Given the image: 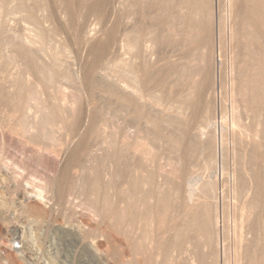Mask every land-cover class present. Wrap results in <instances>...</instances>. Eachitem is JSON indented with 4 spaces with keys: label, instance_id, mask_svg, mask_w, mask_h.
<instances>
[{
    "label": "bare ground",
    "instance_id": "1",
    "mask_svg": "<svg viewBox=\"0 0 264 264\" xmlns=\"http://www.w3.org/2000/svg\"><path fill=\"white\" fill-rule=\"evenodd\" d=\"M50 1L51 4L52 1L57 2L65 11L63 13L72 25L73 35L80 42L88 16L95 14L103 19L100 7L109 5L112 0H0V17L3 14L7 21L13 17L20 24L32 26L30 29L34 36L29 32L31 37L25 34L24 38V34L21 37L16 32L19 40L13 45L17 56H23L26 61L24 70L37 72L43 81L54 82L56 74L60 73L55 69L58 57L52 58L49 66L40 62L37 53L61 35L57 27H45L55 25L58 16L59 7L57 14L49 11ZM74 4L83 8L75 10ZM137 4L148 23L139 28L123 27L119 25L120 13L116 22L108 25L107 33L104 32L106 37L90 43L92 59L84 71V88L91 100L97 99V90L100 89L115 96L118 105L129 110H135L134 105L141 103L143 92L152 88V82L165 88L162 94L166 100V114L150 115L146 120L152 123V138L157 142L162 140L169 152L164 180L166 188L160 190L157 172L148 169L152 163V152H148L150 157L138 162L130 154L131 148L138 150L137 144L135 148L116 139L108 141L112 132L108 130V120L101 119L99 108L89 116L88 132L91 139L101 137L98 144L109 142V147L114 148L113 158L107 154L91 156L89 148L85 147V137H82L78 144H74L76 146L68 149L67 164L81 165L85 157L94 160L91 167L86 166L92 174L85 173L81 180L87 185L88 193L94 195L91 196L94 211L102 217V222H112V228L128 239H131L134 227L144 230L131 244L133 253L144 252L142 264H264V0H139ZM215 41L220 45L219 56L223 57L226 50L229 57L230 115L229 102L223 109L225 103L222 102L221 89L216 88L214 92L217 80H214L215 72H212L211 52ZM147 42L157 45V53H165L163 69L154 71L146 61L144 51L148 47ZM121 48L131 50L134 60H121ZM109 56L119 60L112 68L113 60L108 65H105L107 61L104 62ZM9 59L12 57L7 61ZM218 76L221 77L220 74ZM19 81H16L17 86L11 96L2 95L12 107L13 113L7 114L21 119L26 125L24 132H30L32 140L41 135L54 138L53 128L66 121L65 115L61 110L57 111L59 106L52 102L50 105L48 101L45 104L38 101L39 104L32 108L30 103L39 100L41 92L37 90L39 95L34 94L37 92L34 90V93L29 91L26 95ZM224 83L229 84L226 80ZM220 84L218 86L222 88L224 84ZM72 96L70 101L75 104L78 95ZM159 102L157 104H161ZM214 104L221 110L222 127L218 125V115L212 116ZM46 108L52 109L44 112ZM70 108L65 114L71 113L74 107ZM76 111L75 108L72 112ZM38 112H42V117L36 123L33 119ZM32 129L36 131L32 133ZM226 130L230 137H227ZM227 140L233 143L235 153L231 155L236 154V163H239L236 186L241 196L238 198L240 201L243 198L242 204L234 207V213L229 211L234 214L232 224L227 219L231 215L226 218V205H222L225 201L222 206L219 204L221 199L217 194L216 178L212 181V175L201 178L196 173L201 158L205 169L221 161L224 165L226 142L228 147L230 145ZM108 159L113 169L107 170L105 161ZM225 169L223 167V171ZM137 170L145 175L136 176ZM106 174L109 179L104 182ZM117 177L128 185L115 190V194L120 195L118 198L111 192ZM71 188L60 183L57 192L62 196ZM251 189L253 193L247 198ZM117 201H122L124 206H119ZM126 224L131 227L124 228Z\"/></svg>",
    "mask_w": 264,
    "mask_h": 264
},
{
    "label": "rangeland",
    "instance_id": "2",
    "mask_svg": "<svg viewBox=\"0 0 264 264\" xmlns=\"http://www.w3.org/2000/svg\"><path fill=\"white\" fill-rule=\"evenodd\" d=\"M137 1L139 0L130 3L127 0H112L109 5H102L100 10L104 18L100 19L95 14L89 15L85 21L80 42L73 35L72 25H69L67 15L63 13L65 11L59 7L57 2L52 1L51 4L50 1L49 11H53L55 14L58 13V16H56L55 25H46L45 27H57L60 29L59 33L61 35L53 41L54 43L51 42L47 48L43 51L40 50L41 52H38V50L37 53L39 54L40 62H44L49 66H51L52 58L58 57V61L57 58L55 59L57 62L55 69L60 73L56 74L54 82L43 81L37 72H26L24 70L26 61L23 56H17L16 46H13L19 40L16 37L18 33L21 37L25 36V34H27V37H31L29 32H33L30 29L32 26H28L25 23L24 25L22 22L20 24L13 17L7 21L6 16H3V14L0 17L2 19L0 20V54H3V57L0 55V59L3 60H0V84H2L0 89V264H129L133 260L135 264H142L144 252L141 254L133 253L131 244L144 233V230L134 227L131 232V239H128L122 232L112 228V222L106 220L102 222V217L94 211L91 204V196L94 197V195L88 193L90 191L87 185L81 181L84 179L85 176L83 175L85 173L87 175L92 174L91 170L86 168L88 165L91 167L94 160H88L89 158L85 157L84 159L86 160L83 159L84 162L82 161L83 164H81L85 165V168L80 167L79 163L71 166L67 164L69 160L68 149L76 146L74 144H78L82 137H85L86 146H84L89 148L91 156L107 154L109 158H113L114 148L112 146L109 147V142L113 139L133 147L137 144L138 147L135 148L138 150L134 151L131 148L130 154L134 156V160L141 162L150 157L148 152H152V163L148 169L149 171L157 172L156 181L158 180L157 184L159 183L160 190L162 191L166 188L164 180L167 177L166 163L169 152L162 140L157 142L152 138V123L146 120L150 115L162 114L163 116L166 114V100L162 94L165 88L160 85L157 87L156 83L152 82V88L143 92L144 98L140 100L141 103L138 106L134 105L136 107L135 110L119 106L115 96L100 89L97 90L99 94L97 99L91 100L84 88V71L92 59L90 43L95 40H103L109 29L108 25H113L120 13L122 17L120 16L119 25H123V27L139 28L141 25L148 23L138 4L136 5ZM81 8L83 6H75V10L80 11ZM57 9L58 12L56 11ZM122 18L123 20H121ZM33 34L34 32L32 36H34ZM102 34L103 36H101ZM147 45L148 47H145L144 51L146 61L152 66V69L154 68V71L163 69L165 53L162 51L159 52L160 54L157 53V45L154 46L151 42H147ZM219 47L220 45L215 41L211 52L212 72H215L213 73L214 80H217L214 92L216 88L218 90L221 89L222 99L224 98L222 102L225 103L223 109L227 107L226 105L229 102L228 115H230L231 67L227 51L225 50V53L223 52L224 56L220 57ZM125 49L121 48L119 50L120 59L133 61L134 57L131 50L126 49L127 51H125ZM44 51L46 53H43ZM13 55L15 56L14 59ZM10 57H12V60L9 59L7 61ZM112 57L109 56L108 60L104 61H107L105 65H108L113 60L115 63L111 65V68L119 61L112 59ZM218 79L219 83H217ZM15 80L19 81V83L22 82L20 84L26 95H29L27 94L29 91L31 94L37 90L41 92L40 95L38 91L34 93H38L39 100L29 102L32 108H35L42 101L44 104L48 101L49 104L52 102L59 106L57 111H62L66 121L53 128L55 140L53 137L43 135L37 137L38 139L35 141L32 140L31 133L24 132L26 125L22 124L21 119L13 118L12 114V116H9L10 113H13L11 112L12 107L5 102L4 96H11L15 91V86H17ZM225 80L229 84H225ZM220 81L222 82L221 84ZM219 84L224 85L221 88V86H218ZM75 90L77 94H75ZM72 95H78L77 101H74L75 104L70 101L73 100ZM156 95L157 100H161V102L158 101L161 104H157ZM64 97L66 99H63ZM212 97L215 101V95ZM225 97H228L227 101ZM60 102L69 106L64 107ZM71 106L74 107L72 111L75 108L77 111L65 114L68 109H72L70 108ZM215 106L214 104L212 108V116L218 115L217 119H219L216 120L218 125L221 126L223 120L220 118V116L222 117L221 110L218 107L216 109ZM9 107L11 108L10 111ZM95 108H99L101 119L108 120V130L112 132L111 139H108L109 142L98 144L97 141L101 137L91 139V135L88 132L89 116ZM51 109L46 108L44 112H48ZM138 113L139 117H137ZM35 115L36 119H33L34 116L31 117L37 123L41 120L42 112H38ZM24 122L26 124L25 119ZM32 130V133L36 131V129ZM227 132L226 130V134ZM227 137H230L229 133ZM227 141L230 142V149L228 142H226L227 153L224 165L221 161L216 166L212 163L209 169H205V163L203 158H201L198 161L196 173L201 178L212 175V181H215L216 178L217 194L222 201L219 200V204L221 205L225 201L222 205H226L228 212L234 213L235 208L242 204L243 198L240 201L241 196L236 186L239 163H236V154L234 156L233 154L231 155V153H235L233 152L235 151L233 143L231 144L230 140ZM234 161L235 163H233ZM105 162L107 170L113 169L110 159ZM160 166H162V169H158ZM223 167H226L224 171ZM254 171L250 172L253 173ZM138 175H145V173L137 170L136 176ZM108 176V174L104 175V182L108 181ZM60 183L71 186V191L66 190L60 196L57 192V186ZM81 184L85 185L86 188H83L85 186L82 187ZM127 186V184L121 183L120 178L117 177L115 187L111 189L112 196L116 195L115 190L117 188L121 189ZM82 189L85 190L82 192ZM252 193L251 189L247 198L251 197ZM117 195L116 198L120 196ZM239 196L240 198H238ZM121 200L123 201L122 198ZM122 201H117V204L123 207L124 203ZM150 201L152 202L153 200ZM228 212L226 214L225 210L226 218L231 215L229 216L231 218L227 219L232 224L234 214ZM129 227L131 226L128 224L124 225L126 229H129Z\"/></svg>",
    "mask_w": 264,
    "mask_h": 264
}]
</instances>
